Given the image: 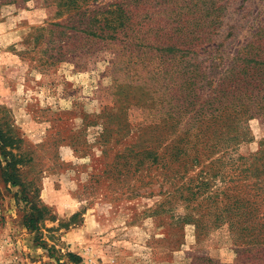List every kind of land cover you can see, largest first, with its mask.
<instances>
[{
	"label": "rangeland",
	"instance_id": "rangeland-1",
	"mask_svg": "<svg viewBox=\"0 0 264 264\" xmlns=\"http://www.w3.org/2000/svg\"><path fill=\"white\" fill-rule=\"evenodd\" d=\"M58 3L0 0V264H264L215 205L181 223L197 202L113 164L142 134L219 137L229 164L198 200L224 189L264 222V0Z\"/></svg>",
	"mask_w": 264,
	"mask_h": 264
},
{
	"label": "trees",
	"instance_id": "trees-1",
	"mask_svg": "<svg viewBox=\"0 0 264 264\" xmlns=\"http://www.w3.org/2000/svg\"><path fill=\"white\" fill-rule=\"evenodd\" d=\"M77 1L79 0H59L58 5L66 7L70 5L75 6ZM171 104L176 113H173L164 121V125L166 126L169 122L168 120H170L172 125L175 123L180 124L182 121L181 114L184 111H177V107L180 104L173 98ZM184 104L188 108L192 106L193 101H186ZM211 107L215 106L212 104ZM218 112V108H214V113L217 114ZM175 115H177V119H175ZM212 116L213 125L216 120L215 115ZM191 129V127H185L182 137H178L169 145H165L164 141L160 142V137L151 141V139L145 137V134H142V136H139L140 139L136 145L130 144L125 149L126 152L123 151L122 155L115 156L116 160L113 164L121 167L119 175L129 174L132 168V174H138V177H140L139 182L142 185H152L160 180V187L166 185V188L162 191V194L167 196L165 205H168L170 200L178 198L180 201L186 203L185 209H189L191 202H197L195 207L190 208L193 212L186 213L178 219L181 223H194L200 229H204L207 225L204 221V217L206 216L205 211L210 214L208 206L211 208L215 205L213 210L214 221L212 223L216 225L221 221L227 220L230 230L238 236V241L244 242L245 246L243 248L239 245L241 249L237 251V255L247 254L253 260L264 259V222L259 223L262 218L255 217L254 215L255 202L234 198L224 191V189L210 193V195L202 197L200 201L198 200L201 194L210 187V181L218 174L219 171H217L216 167L219 165L223 166L225 161L229 164L230 158H226L224 155L225 151H221L222 142L218 139L219 137H215L209 143H202L199 136L193 139ZM161 149L163 150L162 152H160ZM219 152L223 154L214 160H210L213 154ZM205 161H208V163L198 173L196 184H194V179H186L189 169ZM7 169L9 170L8 166ZM260 172L261 166L256 164L252 175L259 176ZM9 177L12 185H21L17 180L15 181L12 174ZM185 179L186 181L179 185V182ZM220 182L225 183V176H222ZM253 185H256V182ZM220 195H223L224 199H219ZM27 204L30 205L34 212L37 211L33 200L28 199ZM35 224L36 218L32 214L28 219V225L32 227Z\"/></svg>",
	"mask_w": 264,
	"mask_h": 264
}]
</instances>
